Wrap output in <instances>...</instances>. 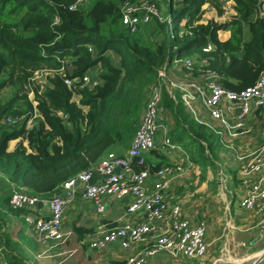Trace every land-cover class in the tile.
Here are the masks:
<instances>
[{"label":"trees","instance_id":"1","mask_svg":"<svg viewBox=\"0 0 264 264\" xmlns=\"http://www.w3.org/2000/svg\"><path fill=\"white\" fill-rule=\"evenodd\" d=\"M75 1L0 0V179L8 182L7 204L11 184L46 199L111 146L127 147L149 86L158 70L174 60L194 58L191 70L182 67V73L198 77L202 70L214 71L225 89L236 92L252 86L264 70V0H233L225 15L220 0H157L159 7L168 6L171 23L155 18L154 39L148 40L143 29L151 21L134 33L120 21V7L130 0H96L89 9L70 8ZM104 24H114L116 30L104 34ZM111 52L119 57L117 63ZM94 67L98 82L93 87L64 82H82ZM44 69L53 74L38 93L32 77ZM6 87L14 92L2 101ZM31 91L35 106L28 98ZM163 95L169 136L200 167L203 178L208 168L215 169L220 136L195 119L185 122L182 103L166 90ZM34 107L39 117L27 127ZM6 116L17 121L6 123ZM151 152L161 159L155 168L168 163L165 155Z\"/></svg>","mask_w":264,"mask_h":264},{"label":"built area","instance_id":"2","mask_svg":"<svg viewBox=\"0 0 264 264\" xmlns=\"http://www.w3.org/2000/svg\"><path fill=\"white\" fill-rule=\"evenodd\" d=\"M85 1L87 0H76L70 8L76 9ZM220 2L223 15L231 12L233 0ZM120 13L122 25L131 33L138 31L139 25L150 22L153 17L161 20L157 0L127 1L120 7ZM163 21L170 24L171 17L168 16ZM210 48L208 45L203 49L207 51ZM193 63L194 58L184 57L174 60L172 65L181 71L182 67L191 70ZM170 69L171 67L159 69L156 81L149 86L140 123L124 154L107 152L90 167L64 181L59 186L62 195L53 193L45 199L29 194L22 186L11 184L9 204L13 209L27 210L22 216L29 223V234L37 243L52 240L55 244H62L71 236V230L64 229V216L78 193L84 201L92 203L97 214L106 210L108 197L130 196L122 221L111 228L95 231L88 241L89 248L94 251H104L109 245L117 243L127 252L123 260L107 264H149L161 255H180L198 260L205 257L209 249L205 220L184 216L181 205L170 202L167 198L171 183L192 163L188 154L173 143L169 136L163 93L166 90L174 101H180L196 120V105L200 103L205 113L224 127L229 135L235 136L248 131L247 118L252 110H259L264 121V70L252 86L236 92L225 89L214 71L202 70L198 77L189 71L183 79L177 80L171 76ZM52 74V71L46 69L34 73L32 80L38 85V93L44 89L45 77ZM64 82L67 85L80 82V87L91 88L98 79L87 73L82 82L75 78H67ZM174 89L179 92V99ZM28 98L35 106L34 92H29ZM233 102L237 103L236 109L231 104ZM225 105L231 111L235 109L232 115L226 112ZM37 117L39 114L34 107L27 120V127H31ZM230 120L234 123L230 124ZM15 121L17 119L10 116H6L4 120L6 123ZM216 133L220 134L219 131ZM151 150L163 155H169L172 151L180 152L182 159L168 161L155 168L154 162L145 161L143 156ZM134 157L139 159L135 161ZM135 162L142 164L143 168L136 170ZM239 174L243 189L240 207L246 211L255 210L258 217L256 226L264 229V143L251 152ZM94 175L99 178L93 181ZM40 200L47 203L46 214L33 212ZM197 213L198 210L195 211ZM140 244L144 245L143 248L135 250ZM218 260L216 258L212 263L215 264Z\"/></svg>","mask_w":264,"mask_h":264},{"label":"crops","instance_id":"3","mask_svg":"<svg viewBox=\"0 0 264 264\" xmlns=\"http://www.w3.org/2000/svg\"><path fill=\"white\" fill-rule=\"evenodd\" d=\"M209 9L206 10L208 14L211 11ZM221 36L227 37L228 33L223 32ZM172 69H174L173 72L177 79L186 75L185 72L178 73L179 70L173 65H171L170 70ZM95 70L97 71L98 67H94L91 71H88V74L97 78ZM76 97L79 99V96ZM231 104L236 109L237 103L233 102ZM227 107L225 108L226 112L232 115L235 109L231 111ZM186 112L188 111L186 110ZM196 116L198 118V120L194 118L196 121H202L208 124L207 126L215 132H220L219 135L222 142H220V145L224 146V149H218L215 168H217V164L223 165V163L227 165V168H224L222 175H218L217 178L215 177L212 180L213 188H209L208 184H211V181H209L207 175L208 170H206L202 178L203 173L200 167L191 160L188 154L192 165L186 167L184 173L171 183L167 191V198L170 202L181 205L184 216L205 220L206 239L209 242V249L205 258H207L208 263L216 259L213 255L215 248H219V251H221L227 248V244L235 247L237 244L240 246L243 243L244 245L241 246H246L248 240L256 236L257 243L254 245L255 248L250 251L252 253L240 259V261L247 260L256 256L257 251L264 250V242L260 241V232L263 229H259L256 226L258 217L255 210L246 211L240 207L239 201L243 189L240 183L239 171L242 164L250 158L251 152L264 143V121H262V115L259 110H252V113L247 118L248 131L243 134L237 133L235 136L229 135L224 127L205 113L200 103L196 105ZM169 123L171 124V120ZM233 123L234 121L230 120V124ZM237 132H240V129H237ZM12 141L16 142V140ZM180 147L182 148L181 145ZM127 148L128 146L117 148L114 152L124 154ZM183 151L185 150L183 149ZM224 151L227 153L225 154ZM146 154L148 155L144 156V160L147 162H158L161 160L159 156L151 151ZM224 154L225 156L223 157ZM238 157H242V159ZM165 158L167 161H179L182 159V155L180 152L172 151L169 155H165ZM226 158L227 161H223ZM228 158H231L233 167H230V164H228ZM222 176H224V180H222ZM98 178L97 175H94L92 180L94 181ZM221 181H224L223 187L226 190L223 194H220L218 191ZM221 185H223V182ZM53 193L62 195V190L58 188ZM217 195L220 196V200L217 199ZM194 196L195 198H193ZM5 197H7V192H5L4 186L0 185V201L4 202ZM130 199V196L108 197L106 199V210L102 214H97L94 211L92 203L84 201L78 193L67 208L64 216V228L71 230V236L62 244H55V242H49V240L46 243H39L41 248L37 250L33 261L27 256L24 245L20 244L18 240L12 242L2 235V233L6 232L8 226L11 227V234L15 235L12 223H0V264H18V261H16L17 263L14 261L15 259H18L23 264H107L109 262L121 261L127 252L117 243H113L106 250L99 252L89 248L88 241L92 238L95 231L118 225L124 217L126 206ZM46 205L45 201L40 204L38 203L33 212L40 215L46 214L48 210ZM230 206L234 207V216L236 218L230 215ZM196 210H198L197 214H195ZM25 212L27 210L16 214L23 215ZM98 215L104 216L99 218ZM227 228L230 229H228V232H225ZM253 231L256 233H253ZM239 240L243 241L239 242ZM261 243L263 244L262 246ZM143 246L142 244L138 245L135 247V250L141 249ZM238 262L235 261V264ZM166 263L173 264L170 261V256L161 255L149 264Z\"/></svg>","mask_w":264,"mask_h":264},{"label":"rangeland","instance_id":"4","mask_svg":"<svg viewBox=\"0 0 264 264\" xmlns=\"http://www.w3.org/2000/svg\"><path fill=\"white\" fill-rule=\"evenodd\" d=\"M95 1L96 0H87L84 3H82L81 6H83L86 9H89L95 3ZM134 1H136V0H134ZM160 9H161V16H160L161 20H159L157 17H153L151 22L149 23L150 28L148 29V27H146L145 29H143V32L145 33L144 35H145V37H147V40L153 38V34H154L153 33V31H154V25L153 24L155 23L156 19L158 20V22H163V19L164 18L167 19V17L169 16V9H168L167 5L162 6V3H160ZM109 30H116V25L104 24L103 25L104 34H107ZM149 32H150L151 36L148 35ZM110 54H111L113 61L117 63L119 57L116 56L112 52ZM97 71L95 70L96 74L98 73ZM173 71H174V69L171 70V76L175 78L176 76L174 75ZM178 73H182V72L179 71ZM182 78H183V76L180 79H182ZM175 79H177V78H175ZM177 80H179V79H177ZM43 82L45 84L47 83L46 80ZM13 92H14V90L12 87L4 88L1 92L2 101L8 100L12 96ZM174 93L176 94V97L179 99V92L176 89H174ZM73 99L75 101H78V97H76V96H74ZM163 107H164L165 120L167 121V123L169 125H171L169 123V121H170L169 113H168V111H166L167 108H166V106H164V104H163ZM142 111H143V109H142ZM142 111L140 112V114H142ZM179 112L182 114L183 120L185 122H190L191 119H194L193 114L191 112H186L185 114H184V112H182V110H179ZM140 118H141V116H140ZM139 123H140V121H139ZM209 128L210 127L208 126L207 129H209ZM133 135H132V138H133ZM132 138L128 140L129 144H130ZM14 144H15V141H11L10 147H12ZM219 148L224 149V146H221L219 144ZM116 149H117L116 146H111V148H110V150L113 152L116 151ZM226 153L227 152H225V154ZM225 154L223 155V157L225 156ZM146 155H148V154H145L143 156H146ZM223 161H227V158ZM231 162H232L231 158H228V164H230V167H233L234 165ZM225 167L227 168V165H225L223 163V165L217 164V168H215V169H211V168L207 169L208 170L207 175L209 177V181H211V184H208L209 188H213L212 180H214L215 177L217 178L218 175H222L223 174L222 171L224 170ZM222 180H224V176H222ZM222 182H223V185H221ZM221 183L219 184L218 191L220 194H223L224 192H226V190L223 187L224 181H221ZM0 185L4 186V188L7 189L6 185H8V182L4 179L3 180L0 179ZM193 198H195V196ZM219 198H220V196L217 195L218 200H220ZM189 200H191V199H189ZM18 212L19 211L11 208L9 204L0 201V223H2V224L12 223V225L14 227L13 231L15 232V235H12L11 234V227L8 226L6 229V232L2 233V235L4 237H7L12 242H15L18 240V242H20V244L24 245L25 246V252H26L27 256L29 257L30 260L33 261L35 259V254H36L37 250L39 248H41V246L39 243H37L30 236V234H29V228H30L29 223L27 221H25L22 214H20V215L16 214ZM230 215L233 216V218H236V216H234L235 213H234V207L233 206H230ZM98 216L100 218L104 215H98ZM228 229H230V228L225 229V232H228ZM253 233H256V232L253 231ZM258 233H259V230H258ZM255 235H257V234H255ZM260 235H261L260 241L264 242V229L260 232ZM17 237L20 239H18ZM241 241H243V240H239V242H241ZM49 242H54V241L49 240ZM255 243H257V239H256V236H253L252 239L248 240V242L246 243V246H241L242 243L240 246H239V244H237L235 247L227 244V248H224L221 251H219V248H215L213 255L219 259L215 264H235V261H239L237 264H252L253 261L259 256V254L261 252L260 250L257 251L256 256H254L252 258H248L247 260H243V261H240V259H243V257L248 256L250 253H252L250 251L255 248V246H254ZM262 245L263 244L261 243V246ZM167 256H170V255H167ZM205 257L198 260V259H188V258L182 257L180 255H177V256H170V261H172L173 264H213L212 261H210L208 263V260ZM166 264H169V263H166ZM258 264H264V258Z\"/></svg>","mask_w":264,"mask_h":264},{"label":"water","instance_id":"5","mask_svg":"<svg viewBox=\"0 0 264 264\" xmlns=\"http://www.w3.org/2000/svg\"><path fill=\"white\" fill-rule=\"evenodd\" d=\"M139 159V157H134V160L137 161ZM44 202L43 200L39 201V204ZM46 202V201H45ZM264 258V250H262L259 254V256L253 261L252 264H257L258 262H260L262 259Z\"/></svg>","mask_w":264,"mask_h":264},{"label":"bare ground","instance_id":"6","mask_svg":"<svg viewBox=\"0 0 264 264\" xmlns=\"http://www.w3.org/2000/svg\"><path fill=\"white\" fill-rule=\"evenodd\" d=\"M30 117V116H29ZM179 145V144H178ZM180 146V145H179ZM76 198V197H75ZM47 206V205H46ZM125 214V213H124ZM141 245V244H140Z\"/></svg>","mask_w":264,"mask_h":264}]
</instances>
